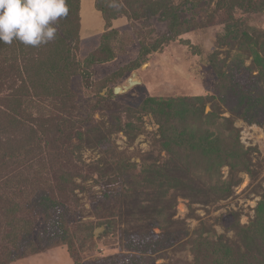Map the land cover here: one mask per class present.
I'll list each match as a JSON object with an SVG mask.
<instances>
[{"label":"rangeland","instance_id":"1","mask_svg":"<svg viewBox=\"0 0 264 264\" xmlns=\"http://www.w3.org/2000/svg\"><path fill=\"white\" fill-rule=\"evenodd\" d=\"M172 1L190 22L173 31L119 10L80 26L74 65L95 87L69 76L77 111L1 87L22 109L1 114L0 147L47 169L16 200L32 215L6 212L0 264H264V8Z\"/></svg>","mask_w":264,"mask_h":264},{"label":"trees","instance_id":"2","mask_svg":"<svg viewBox=\"0 0 264 264\" xmlns=\"http://www.w3.org/2000/svg\"><path fill=\"white\" fill-rule=\"evenodd\" d=\"M135 2H140L141 6L135 7ZM66 3L69 8L68 16L57 21L55 25L57 27V34L53 41L37 47L26 46L16 40L11 44L0 43V91L1 87L6 85L8 89L10 88L11 92L17 88L20 92L25 93V91H28V93H32L34 100L42 104L45 101L53 100L56 106L63 103L66 106H71L72 110L76 106L75 110L77 111L78 103H75L77 102L76 96L71 92L72 80L69 76L79 73L88 89L94 88L95 83L93 73L89 69H86L81 63H78V67L74 65L73 55L76 45L72 41H76L73 37H77L81 26L80 0H66ZM95 6L102 13L103 18L107 20L110 19V16L115 18L117 12L125 14L129 19L132 17L140 18L146 12L145 14H151L152 16H163L164 21L167 22L169 29L171 28L172 31L176 27L190 24L186 18L179 15L177 10L179 6H176L172 0H96ZM219 6L223 7L226 13H230V15L231 13L236 15L238 9L244 14H249L263 10L264 0H220ZM109 22L107 21V25ZM245 38H247V35ZM98 52L105 59L94 56ZM98 52L91 53L93 56L90 55V61H87L92 66L100 62L111 61V57L103 53L102 47ZM257 58H260V55ZM210 61L213 67H216V71H220L216 60L211 59ZM122 72L120 71L115 74H122ZM9 99L13 98L5 97L2 100L0 98V118L1 114L7 117H19L17 115L22 109L21 102L19 99H13L16 102L13 103ZM151 102L152 104L157 103L154 99H151ZM77 114H79V111ZM224 121L228 123V127L231 126L230 120L225 119ZM10 123L16 124L18 121L12 120ZM61 126L66 125L62 124ZM232 129L234 130L233 127L230 128V130ZM1 131L7 132L0 125V135ZM33 134L34 132L31 133V136ZM24 148V146L17 148L11 145L7 148L0 147V173L2 174L8 168L12 170L9 173L7 172L5 176L0 174L1 233L6 228L5 222H9L6 212L11 211L10 207H21L16 204V200L24 201L30 198V195L25 191V187L28 188L29 186L35 189L34 185L43 183L41 186L45 187L46 184V181H42L44 178L40 176L41 171L47 169L46 164L36 165L32 159L28 160L27 157H22V154L25 152ZM6 155L8 160L4 159ZM22 207L21 213L23 215H32V212L30 213L27 208L23 209Z\"/></svg>","mask_w":264,"mask_h":264},{"label":"clouds","instance_id":"3","mask_svg":"<svg viewBox=\"0 0 264 264\" xmlns=\"http://www.w3.org/2000/svg\"><path fill=\"white\" fill-rule=\"evenodd\" d=\"M68 13L66 0H0V43L47 44L56 38L57 21Z\"/></svg>","mask_w":264,"mask_h":264},{"label":"crops","instance_id":"4","mask_svg":"<svg viewBox=\"0 0 264 264\" xmlns=\"http://www.w3.org/2000/svg\"><path fill=\"white\" fill-rule=\"evenodd\" d=\"M95 1L96 0H80L81 27L82 25L84 27V24L93 25L94 24L93 18L103 20V15L96 8Z\"/></svg>","mask_w":264,"mask_h":264},{"label":"water","instance_id":"5","mask_svg":"<svg viewBox=\"0 0 264 264\" xmlns=\"http://www.w3.org/2000/svg\"><path fill=\"white\" fill-rule=\"evenodd\" d=\"M136 84H138V82L136 80V75H134L131 79L128 80V85L127 86L116 87L114 92H115V94H119V93H122L124 91H128L131 87H133ZM101 230L102 229H98L96 231V233H99Z\"/></svg>","mask_w":264,"mask_h":264}]
</instances>
